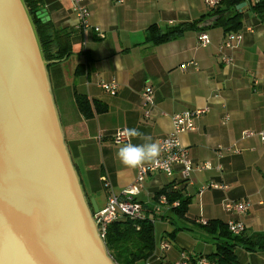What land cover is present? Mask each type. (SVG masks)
I'll return each mask as SVG.
<instances>
[{
	"label": "crops",
	"instance_id": "0c3cea01",
	"mask_svg": "<svg viewBox=\"0 0 264 264\" xmlns=\"http://www.w3.org/2000/svg\"><path fill=\"white\" fill-rule=\"evenodd\" d=\"M43 3V13L56 28L73 30L72 53L52 64L49 76L65 144L98 209L107 203L103 180L119 193L136 176L138 168L125 167L118 149L129 142H146L127 136L126 143L116 145L112 137L117 131L136 128L159 144L171 131L172 115L208 108L195 121V129L181 134L179 140L188 159L195 164L210 163L211 169L194 171L187 181L181 180L179 167L173 177L151 174L135 197L151 217L155 195L171 182L191 199L185 220L176 219L167 209L154 216L155 223L165 226L163 235L155 232V251L149 263L174 262L181 252L209 257L217 253L218 245H229L235 263L264 264V248L248 250L244 243L264 245V141L257 136L242 138L244 131L264 130V21L245 11L241 40L221 52L219 46L225 39L221 28L205 31L210 39L205 47L199 44L198 31L159 45L147 38L152 26L164 29L207 14L204 0H88L91 28L83 31L75 28L68 0ZM223 55L231 59L228 66ZM190 62L195 66L181 69ZM112 80L118 85L114 96L98 86L100 81ZM146 87L154 94L148 118L141 97ZM75 93L105 105L107 111L86 120L77 108ZM226 115L229 119L224 122ZM214 184L219 188H213ZM237 201L249 203L245 214L225 211L227 202ZM202 220L240 221L245 233L233 239L209 235L199 226ZM169 222L174 226L171 231H176L172 241L164 235ZM161 242H169L170 248L161 251Z\"/></svg>",
	"mask_w": 264,
	"mask_h": 264
},
{
	"label": "water",
	"instance_id": "95a60500",
	"mask_svg": "<svg viewBox=\"0 0 264 264\" xmlns=\"http://www.w3.org/2000/svg\"><path fill=\"white\" fill-rule=\"evenodd\" d=\"M55 63L24 0H0V264H116L65 144L49 76Z\"/></svg>",
	"mask_w": 264,
	"mask_h": 264
},
{
	"label": "trees",
	"instance_id": "16d2710c",
	"mask_svg": "<svg viewBox=\"0 0 264 264\" xmlns=\"http://www.w3.org/2000/svg\"><path fill=\"white\" fill-rule=\"evenodd\" d=\"M245 0H220V2L209 8L207 14L198 20L182 23L176 26L161 29L152 26L147 30V38L154 45H159L173 40L188 31L205 32L210 28H221L226 35L240 33L243 27V15L245 11H250L259 20L264 21V0H248L247 6L241 12L236 10V6ZM25 5L35 24L43 53L47 61L60 62L72 53L73 30L58 29L45 17L39 15L43 12V0H24ZM217 18L210 27H203L202 22L207 19ZM51 66V65H50ZM81 68V66H79ZM75 102L81 115L86 119H91L96 115L107 111L105 105H100L96 101L90 100L87 96L75 93ZM175 188V189H174ZM164 196L167 200L168 211L176 218L185 220L191 199L185 197L175 187L174 183H169L166 187L157 192L154 201ZM177 202L176 207L172 204ZM146 212V210L144 209ZM148 215V213L146 212ZM163 218V216H160ZM200 228L209 235L218 234L222 238H236L227 230V224L221 222H206L199 224ZM176 233L174 231L172 234ZM105 245L110 257L116 264H145L150 262L155 251V231L154 224L150 219L134 221L122 219L110 224L105 236ZM248 250L264 248V245H255L251 241L245 240ZM218 257V258H217ZM221 264L223 261L235 263L231 246H217V253L207 257ZM237 264V263H235Z\"/></svg>",
	"mask_w": 264,
	"mask_h": 264
},
{
	"label": "built area",
	"instance_id": "2783aa9c",
	"mask_svg": "<svg viewBox=\"0 0 264 264\" xmlns=\"http://www.w3.org/2000/svg\"><path fill=\"white\" fill-rule=\"evenodd\" d=\"M71 4L72 12L75 16V28L76 30H87L91 28L90 25V10L88 8V0H68ZM220 0H204L207 7L211 8L216 6ZM98 36L102 38V33L99 28H95ZM242 38L241 33H231L225 36L224 41L220 44L219 50L222 52L225 49H231L234 43L240 41ZM198 41L201 47H205L210 43V39L205 32L199 33ZM222 61L225 66L231 63V59L223 55ZM193 65L190 62L182 64L181 69H185L187 66ZM98 86L106 94L114 96L117 93L118 85L117 82L112 81H100ZM142 100L144 102L145 111L144 117L150 116L149 109L154 105V94L150 87H146L142 94ZM208 108L194 109V110H183L170 117L171 131L169 134L160 140L159 145L161 146V153L157 161L148 165L139 167L136 176L131 184L124 188L121 192H113L108 181L103 180V187L107 191V203L106 206L99 210L98 213L94 214V221L97 224L99 236L105 241L107 228L110 224L117 222L122 219H129L134 221H141L150 219L152 224H155L156 217L162 214L164 209H169L171 206H167V200L164 196L158 198L156 206L152 207V217L147 215L143 207L139 202L135 200V197L139 195L147 176L154 173H162L167 177H173L175 174V168L180 169V178L182 181H187L190 178L192 172H201L203 170L211 169L210 163L195 164L187 157V150L181 144L179 136L188 131L195 129V121L204 114L208 113ZM229 117L226 115L224 122ZM257 136L261 141H264V130L260 132L244 131L242 132V138H249ZM112 142L116 145L124 144L127 142V136L124 130L117 131L112 137ZM219 170L220 167L218 166ZM213 188H219L217 185H212ZM175 189V188H174ZM177 202L172 204V207H176ZM224 209L228 213L235 215L245 214L249 210V203L245 201L227 202ZM206 223L201 221V224ZM227 230L234 236H239L245 233V227L240 221H229L227 223ZM170 248L169 242H161L160 250H168ZM145 264H150L146 261ZM167 264H217L216 261L207 258L206 256H193L186 252H181L180 258L174 262Z\"/></svg>",
	"mask_w": 264,
	"mask_h": 264
},
{
	"label": "clouds",
	"instance_id": "9594fccd",
	"mask_svg": "<svg viewBox=\"0 0 264 264\" xmlns=\"http://www.w3.org/2000/svg\"><path fill=\"white\" fill-rule=\"evenodd\" d=\"M124 133L130 138L139 137L146 141L138 145L129 142L118 149L117 156L125 167L134 169L157 161L161 153V146L156 142H151V137L145 136L136 128L125 129Z\"/></svg>",
	"mask_w": 264,
	"mask_h": 264
},
{
	"label": "rangeland",
	"instance_id": "374dc122",
	"mask_svg": "<svg viewBox=\"0 0 264 264\" xmlns=\"http://www.w3.org/2000/svg\"><path fill=\"white\" fill-rule=\"evenodd\" d=\"M83 175H84V174H83ZM83 179H84V178H83ZM83 179H82V180H83ZM84 180H85V179H84ZM84 180H83V182H84ZM103 182H104V181H103ZM84 184H85V185H83V186H84L85 193L88 195V197H90L89 194H88V191H89L88 189H89V188H88V186H87V184H86L85 182H84ZM103 188H104V187H103ZM90 198H92V197H90ZM169 225H170V226H169ZM164 226H165L164 223H163V224H160L159 222H157V223L154 224V228H155L154 231H155V232L158 231V236L163 235V227H164ZM166 226H168V228H169V232L174 228V226H173L170 222H169V224H166ZM171 226H173V227H171ZM173 230H174V229H173ZM173 230H172V231H173ZM172 231H171V232H172ZM169 232H168L167 234L164 233V235H166V237L168 238V240L170 239L169 241H172L171 236L173 235V234H172L173 232H172V233H171V232L169 233ZM169 234H170V235H169Z\"/></svg>",
	"mask_w": 264,
	"mask_h": 264
}]
</instances>
